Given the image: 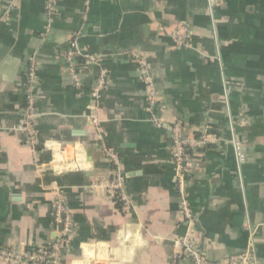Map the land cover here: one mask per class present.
<instances>
[{
  "label": "crops",
  "instance_id": "crops-1",
  "mask_svg": "<svg viewBox=\"0 0 264 264\" xmlns=\"http://www.w3.org/2000/svg\"><path fill=\"white\" fill-rule=\"evenodd\" d=\"M8 1L0 0V249L22 256L52 242L62 194L75 226L65 264H173L189 232L167 130L180 121L219 138L192 153L193 238L222 260L245 251L254 232L264 264V0H54L53 15L48 0H19L3 18ZM182 26L190 32L183 48L173 40ZM74 35L99 58L75 60L79 88L66 60ZM141 60L158 93L153 109ZM33 64L35 148L20 127ZM102 142L121 160L128 211L105 188L112 167ZM0 264L29 263L0 256Z\"/></svg>",
  "mask_w": 264,
  "mask_h": 264
},
{
  "label": "built area",
  "instance_id": "built-area-1",
  "mask_svg": "<svg viewBox=\"0 0 264 264\" xmlns=\"http://www.w3.org/2000/svg\"><path fill=\"white\" fill-rule=\"evenodd\" d=\"M19 0H9L4 16H7L15 8L18 7ZM210 2L215 3L214 0ZM57 6L54 0H48L47 10L50 15L56 13ZM78 35H74L70 40V48L66 54V60L70 64L69 72L72 76L73 83L76 88L81 87V79L75 60L82 58L89 65H98L99 58L93 55L85 54L79 48ZM190 32L188 28L182 26L180 31L173 35V40L176 46L186 47L189 44ZM143 68V79L148 90V100L150 107L153 109L157 103V90L155 87L153 76L151 75L147 64L144 60L140 61ZM33 64L30 70L31 88L28 90L25 106L23 108V118L21 121V129L27 137V145L35 148L38 142V134L36 129L37 107L36 98L33 94V83L35 82L36 67ZM106 90V82L103 77L94 85L95 104L90 114V120L93 124L98 123V114L100 110V99L102 92ZM158 126L165 125L162 120L158 118L153 119ZM170 134V139L173 147L172 162L176 167V188L179 198L180 208L183 212L185 222L189 226L187 235L179 238L177 244L180 248L179 256H175L173 264H176L180 257L186 259L189 264H260L256 254L254 232L251 233L250 242L245 251L233 254L222 260H211L208 258L206 251L200 247L193 238L194 226L197 220V213L191 208L188 198V180L190 175V168L192 166V153L198 155L197 151L203 150L213 145L219 144V138L211 134L209 130L204 129L198 133H192L190 127L180 121L174 122L167 126ZM239 165L246 162V156L243 153V145L236 136L232 137L231 141ZM101 150L105 155L106 160L111 165L112 169L110 176L105 184V188L109 191L115 200L127 211L132 208V204L127 196L125 190V176L122 171L121 160L118 154L109 148L104 142L101 143ZM191 153H188V151ZM54 214L57 218L59 230L56 233V238L49 244H43L37 247L26 250L22 256H15L7 249H0V256L8 260H21L29 264H65L67 254L70 247V237L74 232L75 226L71 216L69 206L66 198L62 194H58L53 205ZM264 226V223H263ZM256 230V228H255Z\"/></svg>",
  "mask_w": 264,
  "mask_h": 264
},
{
  "label": "trees",
  "instance_id": "trees-1",
  "mask_svg": "<svg viewBox=\"0 0 264 264\" xmlns=\"http://www.w3.org/2000/svg\"><path fill=\"white\" fill-rule=\"evenodd\" d=\"M188 153H191V151L189 150Z\"/></svg>",
  "mask_w": 264,
  "mask_h": 264
}]
</instances>
